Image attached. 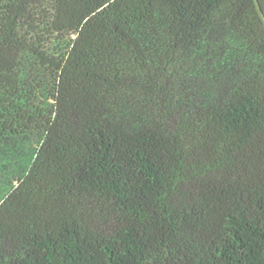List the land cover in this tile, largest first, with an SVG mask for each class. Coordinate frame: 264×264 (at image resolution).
I'll return each mask as SVG.
<instances>
[{"label":"trees","instance_id":"obj_1","mask_svg":"<svg viewBox=\"0 0 264 264\" xmlns=\"http://www.w3.org/2000/svg\"><path fill=\"white\" fill-rule=\"evenodd\" d=\"M0 264H264V0H0Z\"/></svg>","mask_w":264,"mask_h":264}]
</instances>
